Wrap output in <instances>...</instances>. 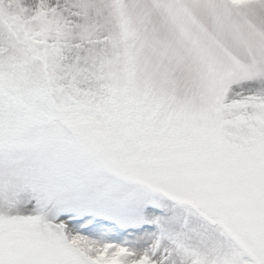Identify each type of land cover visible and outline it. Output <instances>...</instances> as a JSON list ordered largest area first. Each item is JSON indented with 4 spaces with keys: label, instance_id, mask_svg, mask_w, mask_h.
Here are the masks:
<instances>
[{
    "label": "snow or ice",
    "instance_id": "obj_1",
    "mask_svg": "<svg viewBox=\"0 0 264 264\" xmlns=\"http://www.w3.org/2000/svg\"><path fill=\"white\" fill-rule=\"evenodd\" d=\"M0 264H264V0H0Z\"/></svg>",
    "mask_w": 264,
    "mask_h": 264
}]
</instances>
